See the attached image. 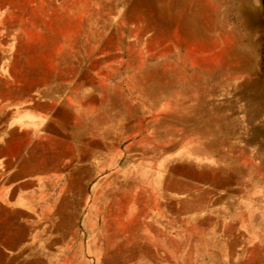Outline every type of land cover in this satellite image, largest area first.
<instances>
[{
    "label": "rangeland",
    "instance_id": "rangeland-1",
    "mask_svg": "<svg viewBox=\"0 0 264 264\" xmlns=\"http://www.w3.org/2000/svg\"><path fill=\"white\" fill-rule=\"evenodd\" d=\"M0 264H264V0H0Z\"/></svg>",
    "mask_w": 264,
    "mask_h": 264
}]
</instances>
